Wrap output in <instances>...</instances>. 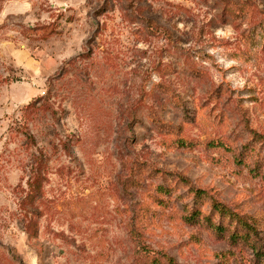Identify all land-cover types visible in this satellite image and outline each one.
Returning <instances> with one entry per match:
<instances>
[{
  "label": "rangeland",
  "instance_id": "obj_1",
  "mask_svg": "<svg viewBox=\"0 0 264 264\" xmlns=\"http://www.w3.org/2000/svg\"><path fill=\"white\" fill-rule=\"evenodd\" d=\"M0 264H264V0H0Z\"/></svg>",
  "mask_w": 264,
  "mask_h": 264
}]
</instances>
